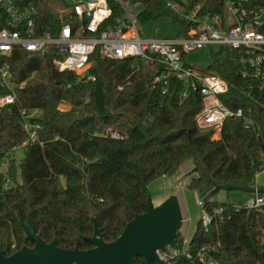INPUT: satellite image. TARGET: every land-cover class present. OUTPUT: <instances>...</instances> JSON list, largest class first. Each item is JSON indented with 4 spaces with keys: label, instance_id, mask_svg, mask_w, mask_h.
I'll return each mask as SVG.
<instances>
[{
    "label": "trees",
    "instance_id": "1",
    "mask_svg": "<svg viewBox=\"0 0 264 264\" xmlns=\"http://www.w3.org/2000/svg\"><path fill=\"white\" fill-rule=\"evenodd\" d=\"M28 1L37 6L44 29L55 15V0ZM120 1L141 4L139 23L168 16L185 26L166 0ZM173 1L182 14L223 13V0ZM247 2L264 6V0ZM107 4L110 18L121 14L117 0ZM238 53L219 46L210 53V64L198 68L221 76L227 91L217 98L243 113L225 119L216 138L195 125L198 91L172 75L161 78L165 67L155 59L115 60L94 52L86 71L93 80L86 81L58 71L49 53L0 54L10 80L24 81L15 102L0 107V254L32 246L21 228L27 217L44 241L54 239L61 248H89L84 237L91 235L93 223L104 241L113 240L128 220L146 210L149 182L173 174L186 160L191 169L185 187L200 195L219 184L255 188V174L264 171V92L248 90V81L237 75ZM5 92L0 86V95ZM21 109L38 111L30 120L40 129L36 141L18 148L26 138ZM14 150L21 153L17 164L9 157ZM256 188L264 191V185ZM201 208L209 223L204 229L200 219L196 222L187 243L189 257L178 254L170 264H201L196 251L205 244L213 248L217 264H264V206L247 209L212 200ZM179 246L178 234L172 247ZM134 264L145 263L136 257Z\"/></svg>",
    "mask_w": 264,
    "mask_h": 264
},
{
    "label": "built area",
    "instance_id": "2",
    "mask_svg": "<svg viewBox=\"0 0 264 264\" xmlns=\"http://www.w3.org/2000/svg\"><path fill=\"white\" fill-rule=\"evenodd\" d=\"M117 1L122 12L110 18L107 0H55V15L43 29L33 2L0 0V54L7 55L14 50L49 53L53 55L51 61L58 71L71 72L86 81L93 80L86 71L90 65L89 57L94 52L115 60L128 57L155 59L165 67L161 78L172 75L198 91L201 106L194 115L195 125L210 129L213 138L218 136L225 119L242 118L243 113L240 108H229L217 98L227 91L226 81L217 74H202L185 61L187 53L211 45L238 51L237 75L248 81V90L264 92V6H252L247 0H223L222 14L196 17L195 10L182 14L175 1L166 0V7L186 21L183 31L171 38L147 39L137 28V14L131 10L132 4ZM10 77L8 65L0 61V86L6 90L0 95V107L13 104L16 90L24 84V81L15 84ZM35 112L37 110L29 113L19 110L26 138L18 148L37 140L40 125L30 120ZM245 122L250 123L247 118ZM186 183L187 180H180V188ZM194 197L201 208V196L194 192ZM241 205L247 209L264 206V193H254ZM219 212L220 207H216L214 213ZM199 219L205 229L210 215L201 208ZM187 230L188 217L182 214L178 233L180 246L157 250L160 260L170 264L178 254L189 257L187 243L190 235ZM212 250L208 244L200 246L196 251L198 262L217 264L211 255Z\"/></svg>",
    "mask_w": 264,
    "mask_h": 264
},
{
    "label": "water",
    "instance_id": "3",
    "mask_svg": "<svg viewBox=\"0 0 264 264\" xmlns=\"http://www.w3.org/2000/svg\"><path fill=\"white\" fill-rule=\"evenodd\" d=\"M219 189L264 193L257 188L219 184L201 195L200 204L209 201ZM181 219L176 195H168L157 205L148 199L146 210L128 220L113 240L104 241L91 219L92 233L84 237L90 247L65 249L58 247L54 239L44 241L27 217L21 228L32 246L23 245L8 256L0 254V264H134L136 257H141L145 264H168L158 258L156 251L174 244Z\"/></svg>",
    "mask_w": 264,
    "mask_h": 264
},
{
    "label": "rangeland",
    "instance_id": "4",
    "mask_svg": "<svg viewBox=\"0 0 264 264\" xmlns=\"http://www.w3.org/2000/svg\"><path fill=\"white\" fill-rule=\"evenodd\" d=\"M55 5L56 3L54 2L52 8L56 7ZM177 9L179 11L181 8ZM131 10L135 14H139L142 11V6L141 4H133ZM137 28L147 39L171 38L181 34L183 31L182 26L178 22H172L168 16H160L143 23L138 22ZM217 48V45H211L191 51L185 55V61L197 69L205 68L211 62L210 53ZM36 114H38V111L34 113V115ZM9 157L17 164L21 157L20 150H14L13 153L9 154ZM2 169H4V165ZM190 169L191 162L186 160L179 165L173 174L155 178L148 184L149 199L153 205H157L170 194L178 195L182 205L181 212L188 217V235L192 234L195 224L199 220L201 208L195 202L194 191L187 189L185 186L180 188V184H176L175 182L179 178V181L182 179L187 180L188 175L186 174ZM261 177L264 178V172L261 174ZM197 196L201 195L197 193ZM212 200L217 203L228 202L237 205L247 200V193L237 189H219L212 195Z\"/></svg>",
    "mask_w": 264,
    "mask_h": 264
},
{
    "label": "crops",
    "instance_id": "5",
    "mask_svg": "<svg viewBox=\"0 0 264 264\" xmlns=\"http://www.w3.org/2000/svg\"><path fill=\"white\" fill-rule=\"evenodd\" d=\"M263 172L264 171L258 173L257 176L255 177V185H256V187L264 185V178L261 177V174ZM160 177H165V176H160ZM179 179L175 182L176 184H179ZM244 192H246V191H244ZM246 193H247V198H249L250 196H252L254 194V193H250V192H246ZM177 199H178V202H179L180 209H182V205H181V202H180V199H179L178 195H177ZM211 199H212V197H211Z\"/></svg>",
    "mask_w": 264,
    "mask_h": 264
}]
</instances>
